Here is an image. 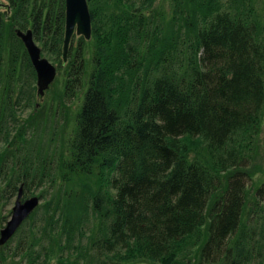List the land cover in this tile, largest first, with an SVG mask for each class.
<instances>
[{"label":"trees","instance_id":"obj_1","mask_svg":"<svg viewBox=\"0 0 264 264\" xmlns=\"http://www.w3.org/2000/svg\"><path fill=\"white\" fill-rule=\"evenodd\" d=\"M86 2L90 70L81 83V48L69 54L68 45L63 94L84 90L64 151L45 153L29 149L30 124L18 118L38 95L13 32L29 27L61 67L64 0L0 7V227L19 185L21 198L41 201L16 228L14 248L4 250L15 231L0 245V264H184L191 255L250 264L256 241L247 246L238 231L264 106V33L252 8H237L252 2ZM55 168L75 187L60 184L44 199L32 188L52 183ZM253 197L264 201V181Z\"/></svg>","mask_w":264,"mask_h":264},{"label":"rangeland","instance_id":"obj_2","mask_svg":"<svg viewBox=\"0 0 264 264\" xmlns=\"http://www.w3.org/2000/svg\"><path fill=\"white\" fill-rule=\"evenodd\" d=\"M2 2L7 3V0H2ZM248 2H252L251 5H238L237 9H246L252 8L253 12L259 17L257 19L260 20L261 24V34L264 33V0H248ZM156 4H159L166 8L167 7V0H155ZM241 6H245L244 8ZM6 12L8 13V6L5 7ZM14 33V32H13ZM7 34L6 40H7ZM16 36V35H15ZM89 39V38H88ZM11 48L16 49L17 43L11 39ZM40 47V43L35 41ZM7 44V43H6ZM79 44L81 48V53L85 61V72L82 76L81 83L86 81V75L90 70L91 66V56L89 51V43L85 41V38L81 35L72 34L69 42V54L74 49L76 45ZM41 54L47 57L49 61H51L56 66V74L52 82L48 85V87L44 90L41 96H35L34 101L31 105L26 106L25 108H21V112H19L18 118H25L27 117L28 122L30 124L29 136L26 134L27 138V146L31 150H40V153L48 152L46 151L49 149L48 147L55 146L56 152L59 150L60 146L62 145V149L64 151L66 147V139L71 135L72 128L74 127V117L77 113V110L80 106L82 94L84 90V85H80L79 88H74L71 95L66 96L63 94V90L65 87L66 82V69L64 66V62H62L60 66L57 68V60L53 59L51 53L46 52L45 50H41ZM23 65V64H22ZM21 70V67L18 65V70ZM23 70V67H22ZM35 85V83H34ZM35 103V106L33 103ZM28 136V137H27ZM59 147V148H58ZM251 150L248 151L250 154L249 159V179H248V206L249 209L245 210V215L243 217L244 224L242 227L239 228L238 232H242L244 235L248 237V243L252 239L255 242V248L251 249L254 250L249 255L250 264H264V201H255L253 205V189L257 185V182L264 181V106L261 115V122L260 127L257 135L253 139V143L251 145ZM56 166V165H55ZM53 171V170H52ZM74 179V178H73ZM34 183V182H33ZM32 183V184H33ZM31 184V185H32ZM61 184V180L58 174V171L55 168V179L52 183H42L33 186V191H39L43 189L44 192V199L50 196V193H53V190L56 189ZM62 183L61 187L63 186H71L72 188L75 187L76 183ZM41 202L40 200L38 203ZM12 203V202H11ZM67 205V204H66ZM11 206V204L9 205ZM262 208V212H257V208ZM72 212H78V208L75 204L68 203L67 206ZM249 218L247 217L249 215ZM261 216H258L260 215ZM9 216V215H8ZM8 218V217H7ZM246 218V219H244ZM92 219V218H91ZM95 222V220L93 221ZM94 224V223H92ZM91 222L85 221L84 227L86 231H88L89 227L92 226ZM22 225V224H21ZM252 230V231H251ZM251 231V233H249ZM18 234L15 233L10 237L7 241V246L4 250L10 251L14 248L15 243L17 241ZM83 243L84 238H82ZM8 260V259H7ZM184 264H203L200 263L196 257L191 255L189 258L183 259ZM48 264H52L48 262ZM127 264H155L149 263V261H142L136 260L131 261Z\"/></svg>","mask_w":264,"mask_h":264},{"label":"water","instance_id":"obj_3","mask_svg":"<svg viewBox=\"0 0 264 264\" xmlns=\"http://www.w3.org/2000/svg\"><path fill=\"white\" fill-rule=\"evenodd\" d=\"M4 3L0 0V7ZM15 35L20 39L31 66L35 73V93L41 96L54 79L56 66L41 54V47L35 42L29 27L15 28ZM90 37V14L86 0H64V26L61 44V57L64 62L72 34ZM21 185L9 208V216L0 227V245L3 244L16 230L22 220L38 203L37 195L21 198Z\"/></svg>","mask_w":264,"mask_h":264}]
</instances>
